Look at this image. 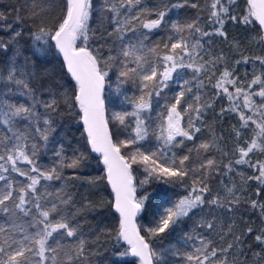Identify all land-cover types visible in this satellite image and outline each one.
<instances>
[{
  "label": "snow or ice",
  "instance_id": "snow-or-ice-1",
  "mask_svg": "<svg viewBox=\"0 0 264 264\" xmlns=\"http://www.w3.org/2000/svg\"><path fill=\"white\" fill-rule=\"evenodd\" d=\"M186 6L198 9L195 19L181 23L169 17L173 9ZM236 6L237 0H207L211 31L202 27L199 12L204 10L191 0L161 7L145 0H61L62 14L54 25L53 0H18L0 11V22L14 38L22 33L7 23L12 15L18 24L28 22L35 28L30 53L16 50L9 56L11 44L0 40L5 58L0 65V264H96L93 257L101 255L99 247L109 237L113 247L127 245L117 253L120 257L138 258L139 264H167L166 253L152 242L162 243L194 217L205 231L183 237L184 243L195 244L183 257L186 264H264V226L257 232L245 225L237 233L231 222L245 204L264 221V202L247 196L253 186L249 182H255L256 197L264 196V57L243 55L240 41L230 40L227 28L229 23L245 29L258 24L259 34L252 39L264 48V0H246L242 15L234 14ZM93 20L98 27H92ZM160 31L166 38L153 41ZM216 43L240 53L235 66L230 64L233 57L213 48ZM53 44L74 81L71 88L46 81L38 67L40 54L46 55ZM257 62L259 74L254 71L250 80L247 75L238 77L236 66ZM112 69L116 98L123 97L120 103L130 104L131 111L114 110L109 118L104 92L106 84L112 87ZM178 81L182 82L170 97L165 89ZM129 82L138 95L128 96L123 90ZM16 96L22 99L13 100ZM225 100L227 106L220 104L217 111V104ZM154 103L162 109L155 127ZM65 109L68 115H79L87 145L104 165L105 175L99 179L111 186L113 208L119 214L114 235L102 230L92 240L77 220L93 205L86 196L77 202L69 190V181L77 177H66L63 169L80 167L84 153L76 155L74 149L68 161L65 146L59 144L52 148L54 163L41 162L53 143L56 118ZM226 120L234 121L228 136L217 135L216 122L222 129ZM204 129L207 139H201ZM126 148L131 149L127 154L122 152ZM185 148L186 154L177 151ZM134 165L143 174L138 182ZM244 167L251 174L245 175ZM233 174L240 177L239 184ZM154 181L183 186L187 194L173 201L167 190L161 191L155 219L143 235L137 217L155 195L146 188ZM55 182L59 186L54 187ZM89 183L95 186L96 181ZM253 236L258 250L245 247Z\"/></svg>",
  "mask_w": 264,
  "mask_h": 264
},
{
  "label": "trees",
  "instance_id": "trees-1",
  "mask_svg": "<svg viewBox=\"0 0 264 264\" xmlns=\"http://www.w3.org/2000/svg\"><path fill=\"white\" fill-rule=\"evenodd\" d=\"M18 0H0V11L8 8L9 5H16ZM20 3H23V0H19ZM178 0H145V3L149 6H157L161 7L163 4H175ZM199 5L200 11L199 14L201 19L204 21L202 27H205L206 30L211 31V27L207 24V11L206 4L207 0H191ZM55 7L51 10V20L50 25H54L59 17L61 16V9L59 7L61 0H53ZM10 10V9H9ZM246 13V0H237V6L235 7L234 14L242 15ZM198 14V9H193L190 6H186L180 9H173L169 13V17L172 20H176L178 22H185L195 19ZM168 19V17H166ZM5 22H0V40L5 42H9L11 44V51L9 52V56H12L16 50H21L25 53H30L32 51L33 39L31 36V32L35 30V28L30 27L28 22L25 23H17V20L14 15H12L7 21L10 23L13 28L17 31L22 33L21 37H15L11 32V29L4 27ZM92 27H98L95 20L90 21ZM229 38L230 40L236 39L240 41V47L242 50L243 55L252 58L253 60L255 57H264V48L258 46L255 41L252 39L253 37L257 36L258 27L255 25V28L249 26L247 29L243 25H233L229 23L227 25ZM143 31V29H141ZM167 33L164 31H160L156 33L152 37V40L156 39H164L166 38ZM222 39V38H218ZM213 48L219 52L220 49H223L225 53H227L230 57L234 59L230 60V64L234 65L235 59H240L239 52H229V48L227 45L222 43H216L213 45ZM40 63L38 67L46 74V81H51L52 83H61L64 84L66 88L73 87L72 82L68 78L63 63L54 50L53 46L50 51L47 52L46 55L40 54L39 56ZM5 63V58L3 55H0V65ZM239 68L237 73L238 77L243 79L245 75H247L248 80L252 78L253 72L255 71L256 74H259L260 67L258 62L249 63L247 65L241 64L236 66ZM111 77V84L112 87L109 88L106 84L105 86V106H106V115L111 117V113L114 110H121L126 109L131 111L130 104H121L120 101L123 100V97H120L119 100L116 98L115 93V86H116V70L112 69L109 72ZM185 78H190L191 73L187 70H184ZM182 81H178L177 83L170 84L169 89H165V93H167L170 97L175 95V92L178 90V83ZM123 90L126 92L128 96L138 95V92L135 88H133L131 82L126 85L122 86ZM206 91H208L206 89ZM13 100H21V97H12ZM115 101V104L113 103ZM163 104V101H160V105ZM220 104L227 106V101H221L217 104L216 110L219 111ZM63 107V105H61ZM153 112H152V126L155 127L156 124L159 122L157 119V114L162 110L161 107L154 103L153 105ZM79 109H75V112L78 113ZM130 120H134V118H129ZM208 122L212 123L211 116L208 117ZM234 121L226 120L223 124V128L219 122H216L217 128V135H224L225 137L228 136L229 131L231 130L232 124ZM134 126V123L131 125ZM204 135L201 139L208 138V131L207 129L203 130ZM53 143L50 145L48 151H46L41 156V162L46 166H51L54 161L55 157L52 155V148L63 144L65 146V158L66 160L70 161L73 157V150H78L76 155H79L81 152L84 153L85 159L83 160L80 167L71 169L65 168L63 169L64 175L68 176H75L76 179L69 181V190L72 191L74 197L76 198L77 202H81V197L86 196L88 200H91L93 207L84 210L81 215L77 216V220L80 221L82 225L83 231L92 238L95 239L96 235H99L102 230H109L115 234L116 229L118 228V220L114 214V210L112 207L111 198L106 187L104 179H99L100 177H104V168L99 163L98 156L94 155L88 145H87V138L84 134L82 126L80 124L79 115H68L67 110L65 109V114L62 117L56 118V131L53 133ZM123 138V137H121ZM180 139V138H178ZM151 142L155 143L154 138H151ZM200 141L196 140L195 143L198 144ZM189 146H192L194 142L188 141L186 142ZM231 144H229V149ZM131 149H122V152L127 154ZM181 154H186L187 149L177 150ZM192 157L195 158L196 153L193 151L191 153ZM264 158V157H261ZM23 167V165H21ZM133 168L135 169L134 175L137 178V182L139 179L142 178V171L140 170L139 166L134 165ZM243 172L245 175L251 174L252 170L244 167ZM236 183H240V177L235 175ZM90 180H95V186L89 183ZM60 182H55V186H59ZM190 184V181H189ZM249 184L253 185L249 187L247 190V196L249 198L259 199L264 202V196L256 197L255 196V182H249ZM219 181L217 180L214 186H218ZM149 192L155 193L153 199L148 202L149 207L146 211L142 212L138 217V224L141 228L142 234L147 235L146 232L143 231L144 228L150 226L155 217L153 213L156 210V204L160 198L159 193L161 191L167 190L169 197L175 201L176 199L180 198L183 195L187 194V190L180 185L170 187L168 185H162L156 181H154L151 185L146 186ZM138 191H141L138 189ZM199 220L198 217H194L190 220H186L180 227L176 229L175 232L171 233L168 238H166L162 243L153 241V245L157 250L164 251L165 254V261L167 264H186V261L183 259L185 253H191L194 251L195 244L192 241L188 243H184L183 237L188 234L192 233H203L205 230L198 228ZM233 223L234 230L239 233L245 230V225L253 227L257 232L259 231L261 226H264V221H261L258 213H254L248 205H243L239 211L237 212L236 216L231 221ZM227 229H225L226 231ZM212 238L219 242V237L212 234ZM123 244V242H121ZM114 241H112L111 237H109L106 243H103L102 246L99 247V251L101 253L100 256L93 257L96 264H137V262L131 257H120L117 253L122 252L127 245H123V247H113ZM245 247H251L253 250L256 249V242L253 237L247 239ZM178 251L179 255H173L172 251ZM250 258H251V254Z\"/></svg>",
  "mask_w": 264,
  "mask_h": 264
},
{
  "label": "water",
  "instance_id": "water-1",
  "mask_svg": "<svg viewBox=\"0 0 264 264\" xmlns=\"http://www.w3.org/2000/svg\"><path fill=\"white\" fill-rule=\"evenodd\" d=\"M256 25H257V27H258V29H259V25H258V24H256ZM53 48H54V50L56 51V49H55V47H54V44H53ZM56 53H57L58 56L60 57V59H61V61H62V63H63V66H64V62H63V58H62V56H60L59 53H58L57 51H56ZM64 69H65V72H66L68 78H69L70 81H71V77H70V75L67 73V70H66V67H65V66H64ZM71 82H72V85L74 86V81H71ZM80 124H81L82 129H83V124H82L81 122H80ZM83 131H84V129H83ZM84 134H85V133H84ZM85 136H86V134H85ZM86 138H87V137H86ZM88 147H89V146H88ZM89 149H90V147H89ZM90 151H91V149H90ZM93 154L96 155V156H98V158H99V163H100V165L104 168V165L101 163V158H100V156H99L98 154H96V153H93ZM104 175H105V173H104ZM104 181H105L106 187H107V189H108V192H109V195H110V198H111V202H112V207H113V203H114V194L112 193L111 186L107 184L106 179H104ZM113 210H114V208H113ZM114 214H115V216H116V218H117V220H118V223H119V214L116 213L115 210H114ZM137 218H138V217H137ZM137 225H138V222H137ZM132 258L137 262V264H139V260H138V258H134V257H132Z\"/></svg>",
  "mask_w": 264,
  "mask_h": 264
},
{
  "label": "rangeland",
  "instance_id": "rangeland-1",
  "mask_svg": "<svg viewBox=\"0 0 264 264\" xmlns=\"http://www.w3.org/2000/svg\"><path fill=\"white\" fill-rule=\"evenodd\" d=\"M174 76H175V74H174ZM179 83H180V82H179ZM172 84H173V83H172ZM134 126H135V125H134ZM134 126H133V127H134ZM138 217H139V216H138ZM137 219H138V218H137ZM137 222H138V220H137ZM138 227H139V224H138Z\"/></svg>",
  "mask_w": 264,
  "mask_h": 264
}]
</instances>
